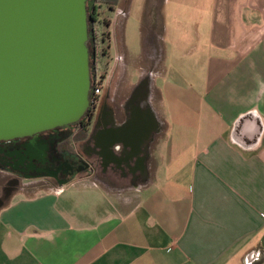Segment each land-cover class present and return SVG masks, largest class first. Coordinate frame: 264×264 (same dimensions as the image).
Instances as JSON below:
<instances>
[{"label":"crops","instance_id":"obj_1","mask_svg":"<svg viewBox=\"0 0 264 264\" xmlns=\"http://www.w3.org/2000/svg\"><path fill=\"white\" fill-rule=\"evenodd\" d=\"M128 1L110 10L108 36L112 26L116 42L118 31L124 58L105 69L88 133L95 173L136 169L117 178L133 184L77 178L15 192L0 203V264H253L259 255L264 0H185L183 16L179 0H164L163 21L141 26L132 57L121 38ZM180 41L188 48L177 54Z\"/></svg>","mask_w":264,"mask_h":264},{"label":"water","instance_id":"obj_2","mask_svg":"<svg viewBox=\"0 0 264 264\" xmlns=\"http://www.w3.org/2000/svg\"><path fill=\"white\" fill-rule=\"evenodd\" d=\"M95 2L0 0V141L76 126L86 115L94 97ZM38 151L27 148L29 161Z\"/></svg>","mask_w":264,"mask_h":264},{"label":"flooded vegetation","instance_id":"obj_3","mask_svg":"<svg viewBox=\"0 0 264 264\" xmlns=\"http://www.w3.org/2000/svg\"><path fill=\"white\" fill-rule=\"evenodd\" d=\"M102 7L105 5L95 2L94 9L90 13L92 19L90 30L93 35L90 50L94 55L91 66L95 69V81L98 80L97 70L100 61L108 56L109 47L107 43L109 36L106 39L101 29L104 14ZM104 44L107 53L103 49ZM100 77L104 78V74L101 73ZM103 94L100 90L98 95H94L86 115L76 126L56 128L32 137L0 141V203L5 202L18 191L30 188L47 189L53 185L67 184L77 178L92 179L110 189L126 190L132 186L134 180H130L126 185H119L117 178L136 172V169L126 168L122 172L111 169L109 175L105 170L100 176L95 173L88 131L97 111L96 104ZM85 132L87 137L79 140ZM30 146L39 149L38 153H32L31 161H29L30 154L27 153V148ZM258 252L259 255L253 264H264V251L261 247Z\"/></svg>","mask_w":264,"mask_h":264},{"label":"rangeland","instance_id":"obj_4","mask_svg":"<svg viewBox=\"0 0 264 264\" xmlns=\"http://www.w3.org/2000/svg\"><path fill=\"white\" fill-rule=\"evenodd\" d=\"M124 0H120V2H123ZM186 2H190V0H186ZM121 4V3H120ZM164 5V0H130L128 1V7H127V11L125 9L126 12H124L123 16L124 19L122 21H124V27L125 29H121V38L122 40H124V48H126V53L127 55H129L130 57L132 56H139V54H141L142 52V47L144 46V43H142V37H141V32H139V30L141 31V26H148L150 23H153L154 21L156 22H162V16L159 15L158 13V9L162 8ZM172 5V4H171ZM155 6L158 8H155ZM174 6V5H173ZM122 7V5L120 6ZM119 7V8H120ZM178 7L180 8L178 11V14L180 15H184V9H185V0H179L178 1ZM110 8L102 7V11L104 12L103 14V18H102V27L101 29H103L104 33H105V38L107 39L108 37V19L113 18V15L116 14L117 9L118 8H114V11H112V13L109 10ZM148 12H151L150 14H148ZM158 13V14H157ZM109 15H111L109 17ZM119 21V20H118ZM123 23V22H122ZM121 24V23H120ZM140 24V26H139ZM112 26H110L109 28V32L110 35L108 37V45L109 47V55L104 58L101 59L100 61V67L97 70V75H98V80L101 79V87L103 85L106 86V81L104 80V78L100 77V74L103 73L105 69L107 68V65H113L115 62L118 61V56L124 58L121 54V52H118L117 46H116V42L119 43V37H118V31H117V41L115 42V40L113 39V30H112ZM179 28V27H177ZM181 31L179 33H177V39H183L184 37V29L185 27L182 26L179 28ZM115 42V43H114ZM159 47L160 50H162L163 47V43L159 42ZM106 44V43H105ZM105 44L103 46V49L105 50ZM120 44V43H119ZM188 47L185 46V42L184 41H180L177 43V47L176 49L172 50L175 51L177 54L181 53V52H185L187 50ZM145 49V47H144ZM105 52L107 53V49L105 50ZM121 60V58H120ZM119 60V61H120ZM135 77L131 76V82L135 81ZM55 187V185L51 186L50 188ZM49 188V189H50ZM48 189V188H47ZM30 190H45L44 188H33V189H28ZM32 192V191H31ZM4 203V202H2ZM1 203V204H2Z\"/></svg>","mask_w":264,"mask_h":264},{"label":"trees","instance_id":"obj_5","mask_svg":"<svg viewBox=\"0 0 264 264\" xmlns=\"http://www.w3.org/2000/svg\"><path fill=\"white\" fill-rule=\"evenodd\" d=\"M96 2H99L103 5H105L107 8H112L115 6L118 2V0H96ZM96 86H99L101 88V82L97 83ZM87 137V133H83L79 140H84Z\"/></svg>","mask_w":264,"mask_h":264},{"label":"built area","instance_id":"obj_6","mask_svg":"<svg viewBox=\"0 0 264 264\" xmlns=\"http://www.w3.org/2000/svg\"><path fill=\"white\" fill-rule=\"evenodd\" d=\"M97 83H100V81L97 80L94 83V95H98L100 93V90H101V88L99 86H96Z\"/></svg>","mask_w":264,"mask_h":264}]
</instances>
